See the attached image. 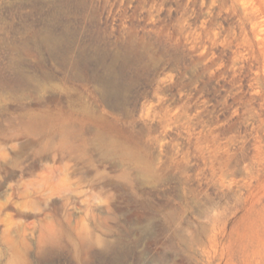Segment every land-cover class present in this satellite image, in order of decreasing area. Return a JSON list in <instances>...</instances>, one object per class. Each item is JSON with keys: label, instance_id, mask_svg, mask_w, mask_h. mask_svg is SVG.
Segmentation results:
<instances>
[{"label": "rangeland", "instance_id": "rangeland-1", "mask_svg": "<svg viewBox=\"0 0 264 264\" xmlns=\"http://www.w3.org/2000/svg\"><path fill=\"white\" fill-rule=\"evenodd\" d=\"M0 264H264V0H0Z\"/></svg>", "mask_w": 264, "mask_h": 264}, {"label": "bare ground", "instance_id": "bare-ground-1", "mask_svg": "<svg viewBox=\"0 0 264 264\" xmlns=\"http://www.w3.org/2000/svg\"><path fill=\"white\" fill-rule=\"evenodd\" d=\"M41 37V36H39ZM38 37V38H39ZM55 38V37H54ZM40 39V38H39ZM45 44H48V45H55L57 43V41L55 39H52L50 37H44L41 39ZM52 47V46H51ZM110 83V82H109ZM41 86H43L44 88L47 86V84L44 82V83H41ZM103 91V90H102Z\"/></svg>", "mask_w": 264, "mask_h": 264}]
</instances>
